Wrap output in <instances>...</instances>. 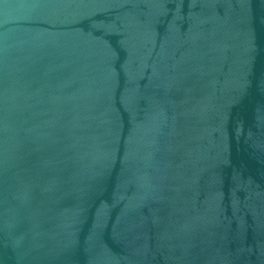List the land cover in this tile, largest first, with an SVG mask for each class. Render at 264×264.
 Masks as SVG:
<instances>
[{"label":"water","instance_id":"95a60500","mask_svg":"<svg viewBox=\"0 0 264 264\" xmlns=\"http://www.w3.org/2000/svg\"><path fill=\"white\" fill-rule=\"evenodd\" d=\"M0 264H264V0H0Z\"/></svg>","mask_w":264,"mask_h":264}]
</instances>
